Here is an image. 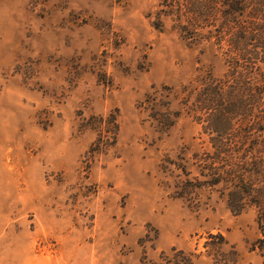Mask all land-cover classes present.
Instances as JSON below:
<instances>
[{
	"label": "rangeland",
	"instance_id": "obj_1",
	"mask_svg": "<svg viewBox=\"0 0 264 264\" xmlns=\"http://www.w3.org/2000/svg\"><path fill=\"white\" fill-rule=\"evenodd\" d=\"M170 3L0 0V264H156L172 247L264 264L256 207L198 185L214 148L188 107L229 59Z\"/></svg>",
	"mask_w": 264,
	"mask_h": 264
},
{
	"label": "trees",
	"instance_id": "obj_2",
	"mask_svg": "<svg viewBox=\"0 0 264 264\" xmlns=\"http://www.w3.org/2000/svg\"><path fill=\"white\" fill-rule=\"evenodd\" d=\"M170 2L176 4L180 28L195 33L190 38L213 26L207 35H215V43L230 65L223 77L209 76L195 92L194 100L202 104L199 110L192 107L193 102L188 107L198 120L197 112L205 109L203 132L214 148L213 159L202 166L200 175L204 179L198 185H229L227 205L235 214L247 206L256 207V222L263 237L251 249L264 257V0ZM236 104H245V113ZM114 119L111 141H104L98 129L99 146L115 143L119 126ZM156 264H193V257L172 247L169 252H161Z\"/></svg>",
	"mask_w": 264,
	"mask_h": 264
},
{
	"label": "crops",
	"instance_id": "obj_3",
	"mask_svg": "<svg viewBox=\"0 0 264 264\" xmlns=\"http://www.w3.org/2000/svg\"><path fill=\"white\" fill-rule=\"evenodd\" d=\"M193 264H195V263L193 262Z\"/></svg>",
	"mask_w": 264,
	"mask_h": 264
}]
</instances>
